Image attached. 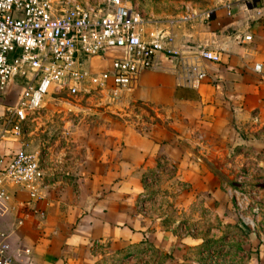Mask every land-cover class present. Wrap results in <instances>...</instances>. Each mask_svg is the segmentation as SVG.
<instances>
[{
  "label": "crops",
  "instance_id": "obj_1",
  "mask_svg": "<svg viewBox=\"0 0 264 264\" xmlns=\"http://www.w3.org/2000/svg\"><path fill=\"white\" fill-rule=\"evenodd\" d=\"M204 7L206 20H156L187 62L188 48L220 53L200 62L197 88L179 84L175 61L159 55L161 69L142 73L122 104L144 108L140 123L77 103L62 131L73 145L47 149L45 197L6 187L0 232L29 250L17 264H264V244L227 194L245 171V184L264 180V0ZM16 91L12 83L2 98ZM24 143L0 142V155Z\"/></svg>",
  "mask_w": 264,
  "mask_h": 264
},
{
  "label": "built area",
  "instance_id": "obj_2",
  "mask_svg": "<svg viewBox=\"0 0 264 264\" xmlns=\"http://www.w3.org/2000/svg\"><path fill=\"white\" fill-rule=\"evenodd\" d=\"M198 18L206 20L209 14L194 13L186 5L177 22L167 23ZM171 42L157 21L123 0H0V97L12 83L17 89L12 104L0 107V142L18 141L46 97L86 101L93 96L104 104H123L142 73L161 69L159 55L175 61L172 73L179 84L197 88L206 78L200 62L217 63L220 53L188 48L187 62ZM108 52L117 55L102 68L98 63ZM253 69L257 72L259 66ZM43 178L38 153L20 149L0 155V207L8 201L6 187L26 191L32 201L43 199ZM236 182L244 185V176L239 174ZM239 189L228 194L240 224L254 234L256 212L244 216L246 196ZM27 255L29 250L13 248L9 236L0 232V264H17Z\"/></svg>",
  "mask_w": 264,
  "mask_h": 264
},
{
  "label": "rangeland",
  "instance_id": "obj_3",
  "mask_svg": "<svg viewBox=\"0 0 264 264\" xmlns=\"http://www.w3.org/2000/svg\"><path fill=\"white\" fill-rule=\"evenodd\" d=\"M126 5H137L142 9V11L146 14L150 21H156L161 19L164 22H177L183 12L184 6H190L194 13H202L207 11L206 5L211 3H215L216 0H123ZM205 9V10H204ZM157 11V12H156ZM162 13L163 16H158L160 18H156L157 13ZM151 13L154 18L149 14ZM180 23H176L174 25H178ZM117 55V53L108 52L105 57L99 61V65L104 67L106 62H109L110 57ZM15 98L14 92H9L4 98L0 97V105H10L12 104ZM85 101L82 100L80 102L72 99H67L64 96L62 97H46L42 104V109L38 113V117L32 123H28L27 127L24 129V133L22 135V140L24 146L19 147L26 151L38 153L40 157V161L42 165H45V155L48 153L47 149L51 146L57 149L61 144H66L68 148L73 145L71 142L66 141L67 136L62 135L63 132H67V130L72 129L74 124L76 123V118L79 116L80 112L74 111L73 105L79 103L82 104ZM86 103L91 104L89 106L90 109L94 110H102L105 108L107 114H117L122 121L123 119L132 120L134 123H140L141 111L144 110L142 107L131 106V107H123L121 105H108L104 104L96 99L95 97H91ZM124 105V104H123ZM116 106V107H115ZM123 107L120 110L117 107ZM125 106V105H124ZM118 109V110H117ZM109 110L111 112H109ZM122 117H120L119 115ZM70 121L69 124H64V121ZM139 125V124H138ZM65 137L66 139L64 140ZM53 142H56L55 144ZM15 144V143H14ZM16 146V145H15ZM17 148V149H19ZM55 149V150H56ZM65 150V149H63ZM247 174V172L245 171ZM245 173H241L243 176ZM235 185L227 190L232 193L237 188H240L239 192L242 195L246 196V200L243 201L244 205V216L251 215V211L255 210V242L258 244H264V180L260 183H254L252 185L245 184L239 185L237 182ZM251 192L254 195H251ZM229 195V194H228ZM257 195L259 198L256 199ZM230 197V196H229ZM232 206L235 210L234 201L232 199ZM246 214V215H245ZM239 221V220H238ZM240 224V222H239ZM246 230V229H245ZM259 241V242H258Z\"/></svg>",
  "mask_w": 264,
  "mask_h": 264
},
{
  "label": "water",
  "instance_id": "obj_4",
  "mask_svg": "<svg viewBox=\"0 0 264 264\" xmlns=\"http://www.w3.org/2000/svg\"><path fill=\"white\" fill-rule=\"evenodd\" d=\"M246 231V230H245ZM247 232V231H246Z\"/></svg>",
  "mask_w": 264,
  "mask_h": 264
}]
</instances>
